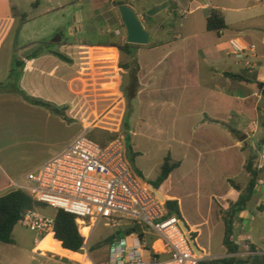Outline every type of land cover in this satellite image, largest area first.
I'll use <instances>...</instances> for the list:
<instances>
[{"label": "rangeland", "instance_id": "374dc122", "mask_svg": "<svg viewBox=\"0 0 264 264\" xmlns=\"http://www.w3.org/2000/svg\"><path fill=\"white\" fill-rule=\"evenodd\" d=\"M118 1L14 0L16 7L13 6L15 22L12 33L18 31L27 16L29 19H37L47 8L53 10L50 16L59 20L66 18L70 13L86 19L93 11L103 14L104 11L111 10L120 22L118 8L119 4L124 2L133 7L132 10L137 16L147 17L148 31H152L154 24H162V27L171 29L168 38L181 34L179 25L184 24L187 18L193 20L198 31L202 26V14L205 12L188 13V10L205 4L222 11L229 25L226 33H235L239 31L240 22L244 19V14L236 9L264 4V0L261 3L255 0H238V3L232 0H191V6H187L186 2L178 3L180 0ZM174 1L180 7L178 10ZM22 14L25 17H22ZM261 16L255 21L264 19V9L261 10ZM84 25L88 29L92 27L88 22ZM121 36L125 39L124 29L121 30ZM78 37L85 43L104 42L107 39L94 31H87ZM210 41L211 39H207L204 44L207 45ZM124 42L121 39L118 43L123 45ZM180 44L181 42L176 45ZM41 47H47V44L43 42ZM102 50L76 49V63L73 67L75 87L71 88V91L75 92V100L73 104L63 106L64 113L70 108V118H67L71 124L59 119L45 122V117L38 116L42 113L37 110L15 102L0 103V161L15 175L26 174L53 151L58 150L62 142L81 134L84 130L100 145H106L117 138L124 139L131 147V153L124 150L125 161L131 169L140 172L145 182L156 179L163 159L170 154L174 161L179 160L182 165L159 187L160 198L178 202L186 225L197 238L195 243L199 255H203V260L230 256L222 245V216L228 206L237 199L238 192L233 186H238L241 190L246 188L250 179L246 166L250 164L253 168L257 153L264 146V96L260 93L259 85L239 84L223 78L220 81L221 92L226 93L224 96H239L243 91L256 93L248 105L251 116L246 119L241 115L239 103L236 101L222 100L218 106L210 105L200 95L202 92L199 93L192 85L195 76L189 75V88L184 90L182 82L185 74L182 70L173 69L176 65L175 57H168L158 49L151 53V57H161L159 67L145 81V84L147 81L151 83L144 88L143 95L130 99L128 87L135 65L134 51L127 55L117 50L101 54ZM88 57L90 59H87ZM220 57V61L200 59V76L203 80H206V77L212 78L213 71L223 69L225 63L234 62L226 55L224 48ZM123 65H128L129 68H121ZM4 72V68L0 66V82L3 81ZM255 73V70L248 71L249 76H255ZM218 80L220 79H217V82ZM32 90L36 94L44 93L43 89ZM202 118L203 122L209 125L201 124ZM132 154L136 155L133 157ZM131 155L134 163H131ZM262 177L264 179V173ZM256 201L255 193L246 208L255 217L251 234L253 237L264 238V212L258 214L255 211ZM36 209L44 215L55 214V209L44 204L42 209ZM89 233L83 247L90 260L101 264L106 257L105 240L116 231L101 221L94 225ZM12 235L15 239L14 245L0 244V264H54L53 260H57L49 254L45 257L33 254V234L19 224L14 227ZM116 235L119 238L123 232L118 231ZM254 241L258 248H264L263 242ZM36 250L56 254L62 252L50 238ZM78 253L71 258L85 261L82 256L85 252L80 250ZM236 256L244 257L240 253Z\"/></svg>", "mask_w": 264, "mask_h": 264}, {"label": "crops", "instance_id": "0c3cea01", "mask_svg": "<svg viewBox=\"0 0 264 264\" xmlns=\"http://www.w3.org/2000/svg\"><path fill=\"white\" fill-rule=\"evenodd\" d=\"M13 1L14 0H0V31L2 30L0 32V66L5 70V76L3 77V81H1L0 84L6 83L12 60L17 58L23 61L24 65L18 71V76L15 80L16 90L22 92L28 98L50 104L53 108L59 110L61 113L55 114L44 107L33 105L26 101V99L23 98L19 92H14L3 87H0V103L15 102L16 104L24 105V107L26 106L32 110H37L42 113L38 116L45 117V122H49L51 119H53L52 121L59 119V121L62 120L64 123L71 124V121L68 119L70 118V115H68L70 108H68V110H66L64 113L63 106L71 105L75 100V92L71 91V88L75 87L73 67L76 63V59L74 58L76 49H97L98 45L104 44L122 45L118 43L121 39H123V41L126 40V34L125 39L121 36V30L124 29L122 20L120 21L122 24H120L119 20H117L111 10L104 11L103 14H100L99 11H93L89 14V16H87L86 19L77 17L75 13H70L66 18L59 20L50 16L53 10H51V8H47L44 9V11L39 15L43 17L38 16L37 19H29L27 16L26 20L22 22L17 29L18 31L12 33V26L15 22L13 13V6L15 5ZM255 1L260 3L263 2V0ZM174 2L176 3L175 5L178 10L180 7L176 1ZM179 2H186L187 6H191L192 3L191 0H180L178 3ZM232 2L238 3L239 1L232 0ZM123 5L129 6L133 9V7L128 2H124ZM37 7L38 5L34 7V9ZM212 8L219 10L218 8L211 7L207 4L203 6L198 5L191 11L188 10V13H192L194 11L205 12L201 17L203 19L202 26H200V29L197 31V29L194 27L193 20L191 21L187 18L184 24L182 23L179 25L181 34L179 33L177 36H171V38H168L171 34V29L162 27V24L157 26L154 24V27L151 28L152 31L150 32L146 27L147 17L145 15L138 16L144 30L150 34V41L145 46L135 45V47L132 49L135 56V65L138 66V89L134 98L143 95L144 88H146L151 83V81H147L145 84V81L150 78L155 69L159 67V63L161 61V57L153 59L151 57V53L159 49L164 52L166 56L175 57L176 65L173 66V69L182 70V73L185 74L184 81L182 82L184 90L189 88V75L191 77L195 76L192 85L197 88L199 93L202 92L200 95L204 97L210 105L213 104V106H218L222 100L236 101L239 103L240 112L242 113L241 115H244L246 119H249V116H251V110L248 105H250L251 99L256 96V93L253 91H243L239 96H224L226 93H222L220 87V81L222 78L229 80L228 78L224 77V72L238 73L246 69L236 64L235 61L233 64L225 63L223 69L213 71L212 78L208 79L206 77V80H203L200 76L202 72L200 59L203 61H220V52L223 50V48L226 50V55L228 56V41L230 39H238L245 43L255 44L257 47V58L254 61V70L256 72V83L259 85L260 90V84L264 85V19H261L259 22H256L255 20L262 17L261 10L264 9V4H254L248 6L245 9H236L244 14V19L240 22L241 25L239 26V31L235 33L231 31L230 33H226L228 31L227 29L218 34L206 31L205 19L207 11ZM220 12L223 14L222 11ZM172 14L174 15L175 13L172 12ZM223 17L226 25L229 27L224 14ZM85 22L90 23L92 27L89 29L85 27ZM87 31H94L98 35L100 34L102 37L106 36L107 39L104 42H81L78 36ZM176 32H178V30H176ZM207 39H211V41L206 45L204 42ZM43 42L47 44V47H41ZM180 42V45H176ZM124 43H126V41ZM113 50L116 49L105 48L102 50L103 52L100 53H109ZM55 53L62 55L68 61L60 59L55 55ZM100 53L97 55L100 56ZM87 59L90 58L88 57ZM217 79L220 80L217 82ZM32 89H43L44 93L40 92L41 94H36ZM62 89H67L68 91L62 92ZM160 97L161 96H157V98ZM37 108L43 110H38ZM59 121L58 124H60ZM201 122L203 125H209L208 123L203 122V118ZM249 127L251 128V125ZM76 136L77 135L70 137V139L62 142L59 146V149L53 151L50 155L44 158L41 163L63 149ZM41 163L33 167V169L27 173L35 170ZM181 165L182 162L180 167ZM263 173L264 172L259 173V179L262 180V184H257L253 193V196L255 193L257 194L255 211L258 212V214H262V212H264ZM26 174L15 175L0 161V196L10 191L17 190L15 183L23 182L24 176ZM181 216L185 222L183 215ZM254 219L255 217L252 216L247 210L241 212L238 215V220L234 222L233 234L239 239L247 235L250 236L254 247L258 248L254 240L264 243V238L253 237L251 234ZM13 241L15 244L14 238ZM57 243L59 244V247L62 251L61 254L48 251L43 252L45 255L49 254L52 257L57 258V260H53L54 264H78V262H82L80 260L71 258L70 256L71 254L79 253H73L62 249L60 243ZM38 244H34L32 252L33 250L37 249Z\"/></svg>", "mask_w": 264, "mask_h": 264}, {"label": "built area", "instance_id": "2783aa9c", "mask_svg": "<svg viewBox=\"0 0 264 264\" xmlns=\"http://www.w3.org/2000/svg\"><path fill=\"white\" fill-rule=\"evenodd\" d=\"M227 52L236 64L249 72L254 70L255 44L230 39ZM124 150V139L102 146L84 130L15 187L35 202L73 215L78 230H90L101 221L115 230L101 264H200L203 255L194 252L178 217L168 214L134 174L125 161ZM253 168L259 173L264 171V146ZM257 184L262 180L258 179ZM18 224L34 235L35 245L46 237L54 240V215L33 208L22 215ZM118 231L123 232L119 238ZM230 241L239 247L241 256L264 255V248L254 247L248 235L239 239L233 234ZM81 250L85 261L78 264H97L88 258L84 247ZM43 252L33 250V254L45 257Z\"/></svg>", "mask_w": 264, "mask_h": 264}, {"label": "trees", "instance_id": "16d2710c", "mask_svg": "<svg viewBox=\"0 0 264 264\" xmlns=\"http://www.w3.org/2000/svg\"><path fill=\"white\" fill-rule=\"evenodd\" d=\"M22 17H25V15L22 14ZM205 27L207 32H213L217 34L228 29L223 14L219 10L213 8L207 11V15L205 19ZM134 47L135 45H130L126 43H124L123 45H118V44L98 45V48L100 49H105V48L116 49L127 55H130L132 53V49ZM55 55L64 61H68L66 60V58H64L62 55L58 53H55ZM23 65H24L23 61L14 58L10 65L6 83L0 84V87H3L8 90H12L14 92H19L15 88L16 87L15 80L16 77L18 76V71L23 67ZM121 68L127 69L129 68V66L123 65ZM137 71H138V66L134 65V70L130 77V85L128 87V97L130 99H132L135 96L138 89ZM223 75L229 80L238 83H246V84L256 83L255 76H249L247 70H242L241 72L238 73L224 72ZM19 93L23 98L26 99V101H28L33 105L44 107L55 114L61 113L59 110L53 108L50 104L46 102L34 100L26 97L22 92ZM260 93L261 95L264 96V85L260 89ZM262 127L264 128V115L262 120ZM233 131L234 130H231V132ZM125 150L126 152L129 151L131 153V147L128 146L127 143H125ZM132 155L134 157V155L136 154H132ZM132 155H131V163H134V159L132 158ZM180 164H181L180 161H174L171 158L170 154H167L160 166L159 174L157 175L156 179L152 182H145L138 170L135 169L132 170L134 174L137 177H139L149 187L151 192L160 200L163 207L166 209L167 213L170 215L175 214L178 217L180 223L182 222L183 226L187 230L185 231L182 229L187 235L189 242L192 241L196 245L195 243L196 236L194 233L191 232V230L184 222L180 214L178 202L175 200L161 199L158 194L159 187L162 185L163 182L167 180L169 175L174 170L180 167ZM246 170L250 175V179L248 181L246 188L244 190H241L238 186L235 185L233 186L234 189L237 192H239L238 198L235 202L231 203L228 206L227 210L224 212L222 216V221L224 226L222 245L224 246L226 253L230 256L220 259H205L202 260L200 264H264V255L262 256L249 255L247 257L236 256L237 254L240 253V249L239 247L233 245V243L230 241V237L233 235L234 232V227H233L234 222L238 220V215L244 210H246L248 203L252 199L254 189L257 185V180L259 179V172H256L254 168H251L250 164H247ZM33 208L42 209V204L33 201L25 192L21 190L10 191L0 196V244H6V245L14 244L13 236H12L14 227L20 221L22 215L27 210ZM53 238L54 240H52V238L51 240L54 245L60 248L59 244L57 243L59 242L62 249L68 250L73 253H78L83 248L85 241L84 237L81 236V234L79 233V230L75 223V217L62 210H57L55 211L54 214ZM73 255L75 254H71L70 256Z\"/></svg>", "mask_w": 264, "mask_h": 264}, {"label": "water", "instance_id": "95a60500", "mask_svg": "<svg viewBox=\"0 0 264 264\" xmlns=\"http://www.w3.org/2000/svg\"><path fill=\"white\" fill-rule=\"evenodd\" d=\"M118 2H121L119 0ZM119 16L122 20L124 25L125 34H126V44L130 45H138V46H145L150 41V34L144 30L141 21L139 20L138 16L129 6L121 4L118 8ZM262 84L260 87L262 88ZM183 230L187 231L186 228L183 226V223H180ZM115 238L114 235L110 236L105 240V244H107L110 240ZM192 248L197 254H200L199 250L197 249L196 245L190 241Z\"/></svg>", "mask_w": 264, "mask_h": 264}, {"label": "bare ground", "instance_id": "6f19581e", "mask_svg": "<svg viewBox=\"0 0 264 264\" xmlns=\"http://www.w3.org/2000/svg\"><path fill=\"white\" fill-rule=\"evenodd\" d=\"M79 232H80L81 236H89V234H90V233H89V228H87V227H82V228L79 230ZM48 238L51 239V237H46L44 240H42V241L38 244L37 248H38L40 245H42L43 242H44L46 239H48Z\"/></svg>", "mask_w": 264, "mask_h": 264}]
</instances>
